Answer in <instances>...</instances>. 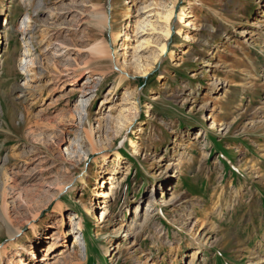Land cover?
Here are the masks:
<instances>
[{
    "label": "rangeland",
    "instance_id": "obj_1",
    "mask_svg": "<svg viewBox=\"0 0 264 264\" xmlns=\"http://www.w3.org/2000/svg\"><path fill=\"white\" fill-rule=\"evenodd\" d=\"M0 207V264H264V0H0Z\"/></svg>",
    "mask_w": 264,
    "mask_h": 264
},
{
    "label": "bare ground",
    "instance_id": "obj_2",
    "mask_svg": "<svg viewBox=\"0 0 264 264\" xmlns=\"http://www.w3.org/2000/svg\"><path fill=\"white\" fill-rule=\"evenodd\" d=\"M173 14H174L173 10H172V9H168V10L165 12V14L163 15V19H164V22H165V24H166V26H165V31H164V35H165L166 37L169 36V29L167 28V26H168L169 22L171 21V19H172V17H173ZM94 17L96 18L97 23L99 24V26H101L102 28H108V27L110 26V22H109V18H108V15H107V14L99 13V12H95ZM182 17H183V14L180 13L179 16H178V19L182 21V19H183ZM99 45H100V44H95V46L93 47V51H94L95 53H97V54L100 55V56H103V55H105V54L110 55L109 52H107L106 49L104 50V48H103L102 46H99ZM160 52H161V54L165 53V46H164V45H162V47L160 48ZM171 61H172V62L175 61V58L172 57V58H171ZM120 75H121V77H123V76H122V72L120 73ZM253 169H254V166H250V167H249V170H250L251 172H253ZM110 179H112V178H110ZM113 185H115V183H113V182L111 183V182H110V187H112V189H115V186H113ZM110 189H111V188H110ZM2 191H3V196H5V195H6V194H5V193H6V192H5L6 190L3 188ZM101 195H103V197L106 196L105 193H102ZM155 203H156V198H155L154 196H152V197H151V205H150V206L154 205ZM2 209H3V208L0 207V210H2ZM3 211H4V210H3ZM101 215H106L105 210L103 211V213H102ZM0 219L3 221V223H5V224L7 225V227H8L9 230L11 231L10 225L8 226V222H7V219H6V214L1 213V215H0ZM77 225H78V227L80 228L81 225H82V223L79 222ZM132 231H133V229L131 228L130 231L126 233V235H131V234H132V233H131ZM10 235H11V234H10ZM133 235H134V233H133ZM77 243H78L77 240H75V241H74V246H75ZM79 245H80V244H79ZM199 252H200V249H199V248H196V249H194V250L192 251V256H191V259H190V264H194V263H195V260L197 259V257H198V253H199ZM104 253L107 254V253H108V249H105ZM263 261H264V260H263Z\"/></svg>",
    "mask_w": 264,
    "mask_h": 264
}]
</instances>
